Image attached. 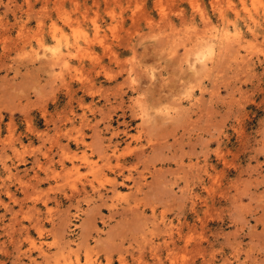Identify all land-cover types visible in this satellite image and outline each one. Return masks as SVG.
I'll list each match as a JSON object with an SVG mask.
<instances>
[{
	"label": "rangeland",
	"instance_id": "1",
	"mask_svg": "<svg viewBox=\"0 0 264 264\" xmlns=\"http://www.w3.org/2000/svg\"><path fill=\"white\" fill-rule=\"evenodd\" d=\"M69 262L264 264V0H0V264Z\"/></svg>",
	"mask_w": 264,
	"mask_h": 264
},
{
	"label": "bare ground",
	"instance_id": "2",
	"mask_svg": "<svg viewBox=\"0 0 264 264\" xmlns=\"http://www.w3.org/2000/svg\"><path fill=\"white\" fill-rule=\"evenodd\" d=\"M222 33H223V34H221L220 37H222L224 40H226V38H227V34H226L225 32H222ZM216 36H217V35H216ZM223 39H222V40H223ZM224 40H223V41H224ZM238 42H239V41H238ZM218 47H219V46H218ZM67 52L70 53V50L67 49ZM55 54H56V53H55ZM57 56H58V55H57ZM205 56H206V55H205ZM58 57H59V56H58ZM60 57H61V56H60ZM210 57H211V56H210ZM65 58H66V57H65ZM67 58H68V57H67ZM57 59H58V58H57ZM58 60H63V58H62V59H58ZM64 60H65V59H64ZM64 60H63V61H64ZM63 61H62V62H63ZM136 205H137V204H136ZM171 238H172V237H171ZM31 244L34 245L33 242H31ZM173 258H174V257H173ZM86 261L89 262V259H88V260L86 259ZM122 262H123V261H122ZM68 264H71V263L69 262Z\"/></svg>",
	"mask_w": 264,
	"mask_h": 264
}]
</instances>
